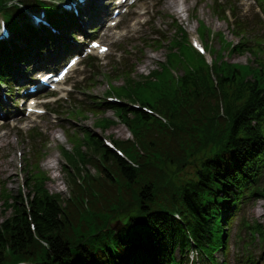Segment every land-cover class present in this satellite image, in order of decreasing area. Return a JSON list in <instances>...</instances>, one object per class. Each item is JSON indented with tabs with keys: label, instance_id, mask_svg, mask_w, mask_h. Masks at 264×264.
<instances>
[{
	"label": "trees",
	"instance_id": "1",
	"mask_svg": "<svg viewBox=\"0 0 264 264\" xmlns=\"http://www.w3.org/2000/svg\"><path fill=\"white\" fill-rule=\"evenodd\" d=\"M203 69L200 67L193 73L192 68H186L179 84L168 91L170 96L154 101L159 103L157 107L169 125L153 120L142 111L123 108L120 113L123 120L128 112L138 113L133 128L139 145L145 152L157 150L154 157L159 163L179 165L199 153L206 156L201 168L190 178L192 182L176 187L171 197L174 209L165 208L164 199L155 195L154 175L146 169L149 159L138 162L140 168L135 169L109 149H102L99 153L104 162L112 161L114 165L102 162L105 171L101 179L85 176L81 184L75 181L73 191L78 194L74 199L76 204L84 205L82 215L74 220L70 211L60 207L45 191H34L32 198L28 196V207H17L15 214L0 224V264H6L7 259L13 264L24 258L34 264H116L109 247L103 249L100 245L98 249L94 243L103 242L111 234L101 232L89 244L86 239L91 234L90 227H99L105 218L121 211V204L112 202L102 210V218L96 219L101 210L94 204L109 200L114 187L118 195L130 188L139 201L137 213L124 218L123 231L114 238L117 249L123 251L121 264H129L143 255L152 257L148 248H153L159 256L166 242L178 234L174 211L184 215L193 234L204 230L216 232L214 215L220 209L216 206L217 192L233 195L236 191L231 187L242 190L264 154L253 150L249 160L245 154L250 147L264 141V88L257 82L241 80L240 74L225 75L215 67L221 91L218 99L205 74L199 73ZM220 103L223 114L219 116ZM151 120L154 129L162 135L144 133ZM169 135L183 151L182 158L174 160L167 151L172 143ZM80 159L84 161L83 156ZM133 242L139 244L141 255L139 246ZM124 245L129 249H123Z\"/></svg>",
	"mask_w": 264,
	"mask_h": 264
},
{
	"label": "rangeland",
	"instance_id": "2",
	"mask_svg": "<svg viewBox=\"0 0 264 264\" xmlns=\"http://www.w3.org/2000/svg\"><path fill=\"white\" fill-rule=\"evenodd\" d=\"M169 0H163L162 2V10L160 11L159 15L162 16L164 13L166 14H173V16L180 22L183 23V25L185 26V29L187 31H191V30H196L197 29V22L194 19H191L190 16L191 15H196L198 16V20L204 22L206 24V26H208L212 31L217 32V31H226V39L227 40H233V37L231 36L230 32H228L227 29V25L224 22L219 21L216 17H214L212 15V12L210 11V9L208 8V5L203 2L202 0H189L187 2L184 3V8L187 9L188 11L186 12H180L179 10V6L178 5H173L172 8H168L167 7V2ZM250 1V0H248ZM179 4V3H178ZM151 5L152 3L149 2L147 3V6H145L147 9H151ZM144 4H141L140 7L143 8ZM182 6V4H181ZM162 11H164V13H162ZM188 16V17H187ZM156 23H160L161 27L160 29H164L165 33H163L165 36H171L173 34V28L172 26L167 28V30L164 27V22L161 21L160 19H156L154 22V25L156 26ZM225 35V34H224ZM123 36H120V38H122ZM212 39V38H211ZM209 39L208 45L211 46L212 48L216 47L218 48L219 43L217 42V40L215 38ZM108 43H110L111 41H114V38L112 39H108L107 40ZM234 42H236L237 40H233ZM119 42V41H117ZM124 42V41H121ZM133 42H136L134 40H129L127 39L125 41V46H122L125 48V50H128V47L130 46H137L139 44V42H136L135 44H133ZM112 49H111V54H109V56L107 57V59H111V56L117 55L118 53L114 52L116 50V46L115 44L112 45ZM154 49L151 48H143L140 46V51L136 50V53H133V55H131L130 62L131 64L134 66V74L133 76L137 79L141 78L142 73H146L149 70H152L155 67H158V62L159 61H163L164 57H165V49L162 51H158V52H154ZM134 52V51H133ZM141 53L140 58H142V61L144 64H146V66L143 68L140 67V63L135 65V60L137 58V54ZM227 59L231 62H235V63H240V64H245L247 62H249L250 60V56L247 54H232V55H227ZM115 60H113L114 62ZM107 71V69L102 68L101 69V73H99L97 75V82L94 86H92L89 90H87L89 93H92L94 95H96L97 97H102L103 93L106 91V81L110 84V81L105 80L103 78V72ZM86 79L91 77V70L89 68H86V71L84 72ZM139 75V76H138ZM138 76V77H137ZM123 81V78L120 79H116L115 81H112L113 84H117V83H121ZM78 84V83H77ZM76 84V86H77ZM71 101L69 100H65V99H61L58 102H56L53 106L55 109L61 111V113H64L66 108H68L71 105ZM106 117H110V118H114V114H112L111 112H107L106 113ZM95 118L91 115L88 114L87 115V120L86 122H82L79 121L78 123H76V126H83V125H87L89 127H91V129H93V122H94ZM39 121V120H38ZM59 123H62L63 125H70L72 123L71 119H66V116L63 114L61 115V118L58 119ZM40 124H42V127L47 128V139L49 140V146L47 147L48 149V153L47 156L44 157V161L42 164V169L45 170V172H47L50 180L47 182L48 184V188L51 192H61V194H63L62 196L65 195V197L67 196V189L65 188V184L63 182L64 180V176H63V172L61 170V165L63 163V158L62 156L59 154L58 152V147L60 142H64V137L61 133V131L58 129V127L53 125V122L50 118H48L47 123L43 120L40 121ZM41 130V129H40ZM97 132L101 133L105 138H121V139H125L130 137L128 134V131L126 130V128L119 123L118 120H116L115 124L112 125L108 130H106L104 133L101 132L102 130L97 129ZM57 134H60L59 138H57ZM17 135V134H16ZM57 138L54 139V138ZM0 194L2 192V189L4 186H6V189H8L9 192H18L19 189H23V191L25 192V189L22 186L25 174L24 171L22 172V166L24 164V157L25 154H27L28 152V146L27 144L24 142L22 143L21 140L18 138H16V136L14 135V133L8 132L7 134H4L0 137ZM20 151L21 154L23 153V156L21 155V158H19L17 156V151ZM57 155V169L55 171L51 170V169H47V165L46 163L48 162V157L51 155ZM20 162V164H19ZM20 170V171H19ZM54 177H58L59 178V183L56 182L55 179H52ZM1 182H4L5 185H3ZM64 197V198H65ZM113 197V195H111L109 197V200H106L102 205H104V207L108 204L107 202H109L111 200V198ZM263 205L262 202H258L253 210V214L254 216L258 219V220H262L264 221V215H263V209H262ZM81 207H77L73 212L74 213L76 210H78ZM103 208V206L98 207L97 209H101ZM259 208H261L259 210ZM10 214V211L7 208H4V206L2 205V201L0 200V223L3 221V219ZM217 258L220 257V254L217 253L216 254Z\"/></svg>",
	"mask_w": 264,
	"mask_h": 264
},
{
	"label": "bare ground",
	"instance_id": "3",
	"mask_svg": "<svg viewBox=\"0 0 264 264\" xmlns=\"http://www.w3.org/2000/svg\"><path fill=\"white\" fill-rule=\"evenodd\" d=\"M174 0H169L167 3L168 5H170L171 3H173Z\"/></svg>",
	"mask_w": 264,
	"mask_h": 264
}]
</instances>
